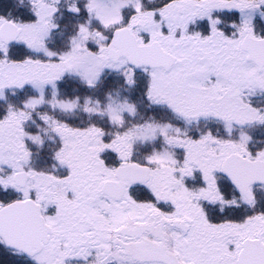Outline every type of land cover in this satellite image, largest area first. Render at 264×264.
I'll list each match as a JSON object with an SVG mask.
<instances>
[{
	"label": "snow or ice",
	"instance_id": "obj_1",
	"mask_svg": "<svg viewBox=\"0 0 264 264\" xmlns=\"http://www.w3.org/2000/svg\"><path fill=\"white\" fill-rule=\"evenodd\" d=\"M0 264H264V0H0Z\"/></svg>",
	"mask_w": 264,
	"mask_h": 264
}]
</instances>
